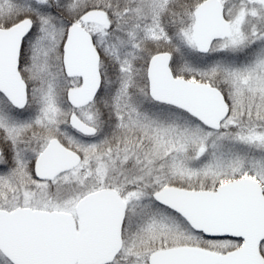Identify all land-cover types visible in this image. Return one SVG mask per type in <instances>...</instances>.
<instances>
[{
	"label": "snow or ice",
	"instance_id": "obj_1",
	"mask_svg": "<svg viewBox=\"0 0 264 264\" xmlns=\"http://www.w3.org/2000/svg\"><path fill=\"white\" fill-rule=\"evenodd\" d=\"M0 264H264V0H0Z\"/></svg>",
	"mask_w": 264,
	"mask_h": 264
}]
</instances>
